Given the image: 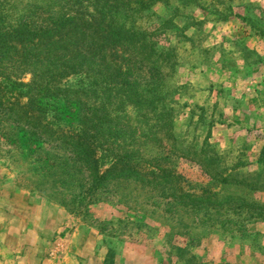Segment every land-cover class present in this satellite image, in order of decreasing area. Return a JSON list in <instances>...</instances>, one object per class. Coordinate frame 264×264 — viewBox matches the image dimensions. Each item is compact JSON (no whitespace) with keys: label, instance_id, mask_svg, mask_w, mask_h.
I'll return each mask as SVG.
<instances>
[{"label":"rangeland","instance_id":"1","mask_svg":"<svg viewBox=\"0 0 264 264\" xmlns=\"http://www.w3.org/2000/svg\"><path fill=\"white\" fill-rule=\"evenodd\" d=\"M34 1L0 0V14L14 22ZM118 23L161 29L157 48L173 52V133L188 158H172L185 187L264 205V192L217 183L194 162L237 179L264 173V0H162ZM21 151L0 140V264H264V221L251 210L236 206L196 231L178 225L166 199L125 210L111 196L83 215Z\"/></svg>","mask_w":264,"mask_h":264},{"label":"trees","instance_id":"2","mask_svg":"<svg viewBox=\"0 0 264 264\" xmlns=\"http://www.w3.org/2000/svg\"><path fill=\"white\" fill-rule=\"evenodd\" d=\"M159 1L36 0L14 22L0 14V140L34 157L83 215L114 196L125 210L166 199L167 212L192 231L212 228L236 206L264 221L263 204L191 190L175 171L172 157L188 154L173 133V52L157 48L161 29L118 23ZM194 162L217 183L264 192V173L237 179L215 161Z\"/></svg>","mask_w":264,"mask_h":264}]
</instances>
